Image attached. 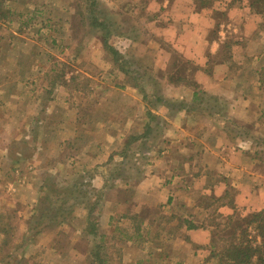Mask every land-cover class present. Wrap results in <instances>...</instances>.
<instances>
[{
  "label": "rangeland",
  "instance_id": "obj_1",
  "mask_svg": "<svg viewBox=\"0 0 264 264\" xmlns=\"http://www.w3.org/2000/svg\"><path fill=\"white\" fill-rule=\"evenodd\" d=\"M10 1L0 0V139L16 172L7 177L13 194L2 201L0 264H96L94 254L101 264H124L125 254L129 264H141L149 251L172 249L177 224L189 209L180 204L197 205L194 216L214 233L234 212L258 211L236 206L238 182L214 177L202 161L179 167L189 171L183 181L192 191L185 195L175 186L178 197L170 199L166 188L178 182L165 167L179 166L181 159L163 153L158 112L172 100L196 108L224 106V98L204 95L195 82L198 59L206 61L201 72L231 60L234 96L239 61L248 54L240 47L244 22L231 21V11L255 12L261 18L256 29L264 32L261 0H32L22 8ZM69 8L71 17L63 13ZM166 29H209V46L196 59L186 57ZM255 100L264 105V96ZM230 130L250 136L234 142L246 157L232 161L248 171L243 186L264 185V113L240 123L232 119ZM218 181L225 189L220 197L210 193ZM110 199L122 209L111 217L110 233L90 234ZM131 203L152 205L134 214ZM224 204L231 214H221ZM179 238L186 236L181 232ZM179 245L177 251L188 250ZM150 260L161 262L159 256ZM209 262L218 264L216 257Z\"/></svg>",
  "mask_w": 264,
  "mask_h": 264
},
{
  "label": "crops",
  "instance_id": "obj_2",
  "mask_svg": "<svg viewBox=\"0 0 264 264\" xmlns=\"http://www.w3.org/2000/svg\"><path fill=\"white\" fill-rule=\"evenodd\" d=\"M32 0H11L10 4L16 8H22L23 5L30 6ZM71 9H65L64 15L71 17ZM231 21L235 23L244 22V29H241L240 47L248 50L245 51L247 57L239 61L240 70L239 86L235 90L232 97V79L235 82L236 77L231 74V60L214 62L208 72H201V67L206 66V61L198 59L197 65L199 71L193 76L195 82L200 85L204 91V95L216 97L218 100L225 99L224 106L196 108L186 105L173 104L172 100L169 106H163L158 114L161 116L164 144L163 153L169 157L172 152L176 154L180 160L179 166L166 165V174L174 176L173 183L178 182L179 186L170 184L166 188L170 199L177 198L178 193L175 192V186L181 188L183 193L187 194L192 191L191 184L185 186L183 179L187 178L186 172L181 168L184 162L192 161L194 164L202 161L205 169L210 170L214 177L225 179L228 177L234 178L238 182L237 194L234 203L236 206H245L254 210L264 209V185L258 184V187L247 189L243 186L244 179L248 176V171L244 164H233L234 159L244 160L246 157L241 155L240 151L236 152L234 147L238 141L246 143V139L250 136H241V134H231L230 122L232 119L239 121L247 120L249 115L255 113H264V105L257 98L264 96V32L261 29H256L257 24L261 21L257 14L251 12L245 7H235L231 11ZM168 30V31H167ZM209 29H166L172 43L176 44L186 57L196 59L201 53L205 52L209 46L208 40ZM224 37H218L222 42ZM216 46L219 42L215 40L211 42ZM214 48H210V54H214ZM196 53V55H194ZM209 53V52H208ZM236 62H238L236 60ZM195 93H193L194 95ZM200 94V93H199ZM203 94V93H201ZM227 99V100H226ZM179 102V101H174ZM74 112L72 109H64V114ZM2 124V122L0 123ZM242 124H246L245 122ZM4 126V125H3ZM5 140L0 139V213L4 206L2 201L5 200L8 194H13V183L7 177L12 178V174L16 172V166L13 165L10 159V151L4 143ZM235 142V143H234ZM2 144V145H1ZM233 145L236 155H231L230 147ZM2 146V147H1ZM234 158V159H233ZM169 162V160H167ZM203 169V170H205ZM164 170V171H165ZM9 171V174H8ZM170 173H167L169 172ZM151 176V175H150ZM164 176V174H162ZM182 178V179H181ZM177 179V180H176ZM181 179V180H180ZM188 182V181H186ZM191 183V182H190ZM224 184L218 181L213 186V191H208L201 188V192H210L218 197L225 193L222 186ZM25 191L30 193L27 188ZM152 204L131 203L128 209L134 214L140 213V208L145 209ZM191 205V204H190ZM197 205L188 206L180 204L182 209H187L186 214L182 216L177 226H179L178 234L171 239L173 247L170 251L155 255L149 251L141 264H210L211 257L210 243L212 240V229L196 219L195 212L192 209H197ZM122 209L117 199L106 200L100 208V213L96 219L97 235H108L112 229L111 217ZM221 214H231V208L228 204H224L219 208ZM220 214V215H221ZM145 226L150 223V220H144ZM190 226V227H189ZM181 232L185 234L186 239L179 238ZM184 244L188 250L177 251L176 248ZM159 256L161 262H153L150 257ZM132 263L129 255H124V264ZM138 264L137 262H133Z\"/></svg>",
  "mask_w": 264,
  "mask_h": 264
},
{
  "label": "trees",
  "instance_id": "obj_3",
  "mask_svg": "<svg viewBox=\"0 0 264 264\" xmlns=\"http://www.w3.org/2000/svg\"><path fill=\"white\" fill-rule=\"evenodd\" d=\"M196 1L205 3L213 0ZM261 1L264 5V0ZM241 212L227 216L224 226L216 233L212 231L210 253L211 257L217 258L218 264H250L253 257H256L255 264H264V210L249 211L246 214L242 209ZM91 225L89 233L93 234L96 230V220H93ZM250 228L254 230V235H250ZM93 258L96 264H101L96 260V254Z\"/></svg>",
  "mask_w": 264,
  "mask_h": 264
}]
</instances>
